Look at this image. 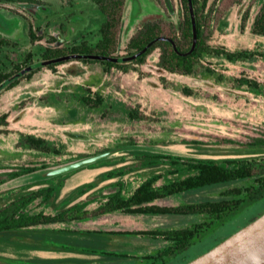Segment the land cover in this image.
<instances>
[{"label": "rangeland", "instance_id": "374dc122", "mask_svg": "<svg viewBox=\"0 0 264 264\" xmlns=\"http://www.w3.org/2000/svg\"><path fill=\"white\" fill-rule=\"evenodd\" d=\"M34 1L0 2V38L11 42L0 49V71L4 65L3 70L12 72L14 65L23 62L28 53L34 54L33 63H40L48 47H68L83 42L93 45L100 38L104 17L91 0ZM263 1L242 0L213 25L209 37L213 47L255 52L256 56L251 59L232 62L222 56L206 55L201 72L194 76L168 74L159 69L158 52L150 55L144 65H133L134 71L129 73L116 69L107 72L99 63L75 60L58 66L56 72L43 68L31 81L2 90L0 117L7 113L9 124L0 126V182L3 181L0 184L11 180L6 178L17 169L44 164L55 167L131 145L167 146L180 150L188 155L187 158H263L264 150L257 143L264 139V96L237 82L244 77L264 86V36L255 35L251 30L253 18ZM165 3L167 9L157 0H126L117 55L127 57L129 39L145 22L167 19L179 24L182 10L178 0H165ZM217 3L218 0H209V7L215 8ZM247 9L250 19L242 30L241 21ZM28 23L39 37L35 43L29 38ZM184 88L192 94L184 93ZM87 96L95 99L100 96L104 103L97 109L90 108L82 100ZM132 112L145 119H131ZM20 133H33L53 141L61 154L47 155L24 146L17 147ZM136 154L120 152L97 165L109 169L137 166L136 170L117 178L127 185L131 181L132 187L155 173H165L164 165L141 169ZM252 185L256 184L240 182L198 195H177L160 203L179 206L220 199L233 187ZM34 189L38 188H31ZM32 207L40 206L36 202ZM262 208L264 190L256 189L239 213L215 227L187 256L198 257L217 238L249 224V219ZM160 219L165 229L185 228L203 220L199 216ZM99 222L100 227H105L112 220L104 218ZM111 240L103 242L102 247L135 249L146 246L123 236H113ZM164 245L161 241V247ZM0 264L9 263L0 260Z\"/></svg>", "mask_w": 264, "mask_h": 264}, {"label": "trees", "instance_id": "16d2710c", "mask_svg": "<svg viewBox=\"0 0 264 264\" xmlns=\"http://www.w3.org/2000/svg\"><path fill=\"white\" fill-rule=\"evenodd\" d=\"M14 2L15 0H0V2ZM24 2H35L34 0H19ZM104 17L100 26V38L95 44L83 42L73 46L48 47L42 54L40 63L34 62V54L28 53L23 62L16 63L14 70L8 72L4 65L0 71V92L17 87L23 81H31L32 78L43 68L56 72V68L62 64L72 61L85 63H99L106 71L112 69L123 73L134 71L133 65H144L149 56L158 52L157 65L159 69L168 74L179 76H194L203 68V58L206 55L225 57L227 60L236 62L244 61L256 56L250 50L230 51L225 47H213L209 42L212 35L213 25L218 23L225 14L242 0H218L215 8L209 7V0H178L182 14L178 25L167 19H156L147 21L129 39L127 44V57L133 56L151 46L137 59L128 62H117L108 60H94L84 58L89 55H97L110 59H120L117 55L120 45V35L123 25L124 9L126 0H91ZM173 1V0H171ZM166 7L165 0H157ZM250 19V10L247 9L242 17L241 29L245 30ZM252 33L264 36V1L253 18L251 24ZM196 31V35L194 33ZM29 38L35 43L39 37L28 23ZM11 42L0 38V49H3ZM165 82L166 79L162 78ZM241 85H247L251 90L264 96V86L258 81L248 78L237 79ZM187 95L192 91L184 88ZM86 106L97 109L104 103L102 97H84ZM9 115L3 114L0 117V126H7ZM131 119H145L142 115L132 112ZM8 132V131H2ZM17 147L24 146L28 150L47 155H60L61 151L56 149V144L44 137L33 133H20ZM258 147L264 150V139L257 143ZM140 160L139 167L156 168L166 166L165 173H155L141 181L135 187L132 182L127 185L123 181H117L98 192L88 196L85 201L79 202L66 208L69 201L61 205L56 204V199L64 185L66 176L57 177L28 185L20 189L9 191L0 195V237L6 234L24 230L49 229L64 227L71 229L75 222H93L108 215L124 214L148 217H202V222L194 223L185 228H155L141 232H111L119 235L140 236L145 239H152L159 243V247L145 253L129 255L116 251L99 249H81L82 251L133 258L130 261L118 264H186L193 258L187 254L199 245L204 238L218 225L225 223L238 210L245 207L256 189L264 190V157L261 159H194L150 153H139L135 156ZM99 166L92 165L90 167ZM40 167H27L17 169L10 173L8 178H16L20 175L33 172ZM134 167H120L105 174L106 179L123 177L128 172L136 170ZM138 168V167H137ZM253 181L256 185L248 187H233L223 193L220 199H204L179 206L161 205V201L177 195H198L216 188L233 186L240 182ZM3 182V181H1ZM0 182V183H1ZM35 185H45L38 189L31 190ZM94 184H87L81 187L73 196L77 198L91 190ZM38 202L39 208L33 205ZM264 213L260 209L255 216H252L248 223L254 221ZM239 230V229H237ZM236 230V231H237ZM100 232V231H98ZM104 232V231H101ZM234 233V232H232ZM231 233V234H232ZM217 238L207 252L228 236ZM23 236L19 237L22 238ZM161 241L164 246L161 247ZM49 248L75 250L77 248L61 242L42 241ZM202 251L203 253H205ZM202 252H200L202 254ZM200 255V254H199ZM9 264H33L17 263L6 261Z\"/></svg>", "mask_w": 264, "mask_h": 264}, {"label": "crops", "instance_id": "0c3cea01", "mask_svg": "<svg viewBox=\"0 0 264 264\" xmlns=\"http://www.w3.org/2000/svg\"><path fill=\"white\" fill-rule=\"evenodd\" d=\"M84 172H86L84 175L82 173L77 176V179L75 180L76 184L74 183L70 189L64 191L63 195L58 198V205H61L66 201H69L67 206H71L75 203L77 204L86 200L91 194L117 182V179L114 178L106 179L105 174L107 172L100 168ZM119 181H122V179H119ZM81 184H94V187L85 194L73 199L74 194L81 187L85 186H80ZM123 215L124 214L117 213L101 218H110L112 220V222L106 224L105 227L99 226L100 219H98L93 222H75L71 224V229L55 227L49 229L24 230L6 235V237L0 239V260H3L4 262L12 261L17 263L33 264H118L133 259L130 257L126 258L108 254H99L101 256L98 257L80 254L56 253L46 251L44 248H48V245L43 244L42 241L65 243L66 245L77 248L73 251L83 253L90 252L82 251L81 249H99L134 255L149 252L159 247V243L152 239H145L140 236L117 235L111 232H141L160 228L162 226L160 217L151 218L148 216ZM21 236L23 237L19 239ZM113 236H123L128 239H132L135 243L146 246L144 248L135 249H124L116 246L102 247L101 244L103 242H111V238H113Z\"/></svg>", "mask_w": 264, "mask_h": 264}, {"label": "water", "instance_id": "95a60500", "mask_svg": "<svg viewBox=\"0 0 264 264\" xmlns=\"http://www.w3.org/2000/svg\"><path fill=\"white\" fill-rule=\"evenodd\" d=\"M194 33L196 35V31H194ZM151 44L152 43H150L147 48H149ZM147 48L133 56L124 57L120 59H110L97 55H89V56H85L84 58L94 59V60L128 62L137 59L147 50ZM120 152L137 153V154L150 153V154L168 155V156H177V157H186V158L188 156L185 153L181 152L180 150L172 149L167 146H144V145L123 146L94 156L69 162L67 164H62L55 167H44L41 169H37L33 172L20 175L16 178H12L8 182L0 184V193L4 191H10L21 186L35 184L38 182H43L46 180L68 175L56 199V204L58 205L57 203L58 198L61 195H63L64 191L70 189V187L74 185L78 175L82 173L84 175V173H86L84 171L99 169V168L105 170L106 172L115 169V168L109 169L104 166H98V167L96 166L90 167V166L97 165L99 162L110 159L114 157L116 154H119ZM188 158L212 159V158H197L191 156ZM212 160H217V159H212ZM117 181H119V179ZM83 185L85 184H81L80 186ZM39 187L35 186L33 188H39ZM71 206H66V208H69ZM14 233H9V234H14ZM6 235L4 237H6ZM1 238L3 237H0V239ZM44 249L46 251L64 253V254H80V255H90V256H98V257L101 256L99 254H94V253H83V252H76L73 250L52 249L49 247ZM186 264H264V213L254 221L250 222L249 224L245 225L238 231L228 236L226 239L221 241L215 247L199 255L198 257L192 259Z\"/></svg>", "mask_w": 264, "mask_h": 264}]
</instances>
